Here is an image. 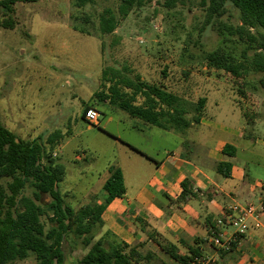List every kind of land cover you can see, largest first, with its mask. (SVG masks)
Segmentation results:
<instances>
[{
    "label": "rangeland",
    "instance_id": "rangeland-1",
    "mask_svg": "<svg viewBox=\"0 0 264 264\" xmlns=\"http://www.w3.org/2000/svg\"><path fill=\"white\" fill-rule=\"evenodd\" d=\"M166 1L151 0L123 19L117 16L118 0H93L81 8L72 0L18 2L14 27H0V124L26 141L61 133L51 156L65 170L59 190L75 210L118 155L109 133L121 135V122L130 118L93 99L102 89L106 68L174 93L187 102L188 117L205 97L202 115L223 128L242 129L246 150L238 151V159L250 183L264 182V73L248 65L254 51L216 24L204 26L201 0H176L173 8L166 7ZM105 9L116 14L118 25L113 33L101 35L99 18ZM221 21L239 25V11L227 4ZM214 51L244 62L243 76L236 79L209 68L206 55ZM86 105L99 110L101 126H88L81 118ZM109 117L112 121L107 123ZM174 132L166 131V147L177 139ZM213 139L229 143L221 131ZM23 195L32 198L33 190L27 187ZM41 220L47 231L46 217ZM142 250L167 261L154 246ZM86 251L78 246L72 257L80 258ZM32 262L29 258L18 264Z\"/></svg>",
    "mask_w": 264,
    "mask_h": 264
},
{
    "label": "trees",
    "instance_id": "trees-1",
    "mask_svg": "<svg viewBox=\"0 0 264 264\" xmlns=\"http://www.w3.org/2000/svg\"><path fill=\"white\" fill-rule=\"evenodd\" d=\"M37 1H1L0 27H14L12 15L16 3ZM72 1L77 8L93 3V0ZM175 1L167 0L166 7L173 8ZM150 2L118 0L117 16L123 19ZM227 4L239 11V25L221 21ZM201 6L205 12L204 26L216 24L219 31L246 43L254 51L249 67L254 72L264 73V0H201ZM117 16L109 9L103 11L99 18L101 35L114 32ZM243 63L221 51L206 55L209 68L222 70L236 79L246 70ZM101 83L102 89L93 95L95 102L108 104L146 125L166 131H185L199 124L202 118L205 98L197 101L193 115L188 117L185 100L161 86L144 83L138 77L131 78L114 68H106L102 71ZM89 107L92 106L86 105L81 113L83 120ZM61 138V133L54 131L45 140L38 137L23 141L0 124V264H16L29 258L33 259L32 264H192L194 258L201 257L193 248L181 255L175 245L162 242L154 234H149L148 239L168 261L161 260L154 252H144L142 244L129 246L110 232L100 235L101 214L111 200L125 193L122 173L117 168L109 169L110 177L102 188L107 197L102 204L92 200L75 210L59 190L65 170L51 156ZM223 154L233 157L235 150L226 145ZM230 168V163L220 162L215 171L228 178ZM186 185L187 182L182 183L184 188ZM27 187L33 190L32 198L23 195ZM187 194L184 191L182 197ZM43 197L50 201L42 202ZM260 203L264 209V196ZM43 216L49 224L47 231L41 220ZM210 226L213 227L214 222H209ZM78 246L87 251L74 259L72 253Z\"/></svg>",
    "mask_w": 264,
    "mask_h": 264
},
{
    "label": "crops",
    "instance_id": "crops-1",
    "mask_svg": "<svg viewBox=\"0 0 264 264\" xmlns=\"http://www.w3.org/2000/svg\"><path fill=\"white\" fill-rule=\"evenodd\" d=\"M111 121L109 117L106 122ZM121 123V135L109 133L114 136L118 155L83 197L84 205L92 200L102 204L107 197L102 188L110 177L109 169L121 171L125 193L111 200L101 214L100 235L110 232L129 246H154L160 253L148 239L154 234L162 242L175 245L181 255L189 248L197 249L205 264H264L263 182L250 183L238 159V151L246 150L242 147L246 141L242 129L223 128L202 115L199 124L175 131L177 139L169 140L171 144L166 147V130L132 117ZM95 126H101L99 119ZM217 131L226 134L229 143L214 140ZM226 145L234 148L233 157L223 154ZM220 162L231 164L228 178L216 173ZM183 182H187L185 188ZM184 191L188 194L182 197ZM233 202L255 206L257 217L248 220L247 231L238 241H229L230 227L220 229L224 237L222 245L216 246L208 235V224L215 223Z\"/></svg>",
    "mask_w": 264,
    "mask_h": 264
},
{
    "label": "built area",
    "instance_id": "built-area-1",
    "mask_svg": "<svg viewBox=\"0 0 264 264\" xmlns=\"http://www.w3.org/2000/svg\"><path fill=\"white\" fill-rule=\"evenodd\" d=\"M100 114L94 108H88L84 112V121L89 125H96ZM55 156V155H54ZM257 217V210L252 205H242L237 202L229 204L223 215L218 218L213 227H208V235L211 242L216 245H222L223 232L220 229L230 227L229 241H238L246 233L248 228V220ZM218 229V231H216ZM201 258H194L192 264H205Z\"/></svg>",
    "mask_w": 264,
    "mask_h": 264
},
{
    "label": "water",
    "instance_id": "water-1",
    "mask_svg": "<svg viewBox=\"0 0 264 264\" xmlns=\"http://www.w3.org/2000/svg\"><path fill=\"white\" fill-rule=\"evenodd\" d=\"M1 1H5V0H0V2H1Z\"/></svg>",
    "mask_w": 264,
    "mask_h": 264
}]
</instances>
